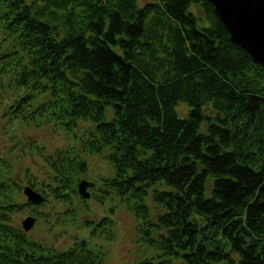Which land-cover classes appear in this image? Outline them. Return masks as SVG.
<instances>
[{
	"label": "trees",
	"instance_id": "trees-1",
	"mask_svg": "<svg viewBox=\"0 0 264 264\" xmlns=\"http://www.w3.org/2000/svg\"><path fill=\"white\" fill-rule=\"evenodd\" d=\"M0 110L22 152L0 153V264H106L96 227L60 248L15 224L22 168L39 204L68 205L64 223L78 219L75 198L89 205L85 178L105 210L93 213L100 236L126 207L158 251L124 264H264V66L209 0H0ZM33 123L62 144H25ZM88 154L109 170L88 177ZM35 155L40 181L23 167Z\"/></svg>",
	"mask_w": 264,
	"mask_h": 264
},
{
	"label": "rangeland",
	"instance_id": "rangeland-1",
	"mask_svg": "<svg viewBox=\"0 0 264 264\" xmlns=\"http://www.w3.org/2000/svg\"><path fill=\"white\" fill-rule=\"evenodd\" d=\"M187 107L188 106L185 103L180 102L176 106L179 115H184ZM0 112L2 111L0 110ZM3 125V118L1 117L0 113V153H4L6 157L13 156L14 154L17 156L18 154L21 155L22 152L19 150L20 145L18 144L16 146L15 144L14 146V142H11L10 138H8L10 135L7 134V132L5 133ZM10 128L11 126L8 127V129ZM22 135L23 142L25 144H28L31 139H34L40 143H48L50 145L49 149H53V147L62 144L61 139L63 140V135H55V132L51 127H37L34 123L33 127L30 126L29 129L23 132ZM26 154L28 158L29 153ZM35 158L37 161H35L36 159L33 158L25 159V165L23 167L25 168L27 165H30L28 170L33 173L32 179L40 181L41 177L43 176L42 173L45 172L46 166L42 160H38L39 156L35 155ZM86 158L89 160L88 171L90 170V172L88 177L90 176V178H98L99 174L109 170V164L102 154H88ZM18 173V170L14 169L12 176L17 179V176L19 177ZM35 174L37 176H34ZM20 175L23 178L21 182L25 185L31 186L27 184L25 180L26 174L23 171V168ZM90 188V186H87V190H90ZM21 198L25 202L27 201V207L23 210V212L13 214V218L15 224L20 226L23 230V219L26 216L31 215V210H33L35 207L45 212H49L52 217L54 215L59 217L58 222L54 219H51V217V222L50 219L48 222L42 220L43 218L36 219V222L30 227L29 230H24L31 238L41 241H48L49 243H56L58 244V247L61 248L71 245L72 242H74L75 236L85 237L87 239L91 238L90 231L96 227L97 232H99V237H94L91 239V241L96 238L95 241L100 242L103 246L102 249L105 253L106 264H124L129 261L135 262L145 257H150L151 255L156 254L158 251L155 247L138 241L135 217L123 205H119L113 211L112 217L113 220H115L113 224L115 232L114 235L109 236L112 238H109L105 233L100 236L101 232L104 231L103 225L98 222V218L93 213H97L96 215L100 217L99 214L105 213V210H103L102 203L95 198H87L89 202L87 209H84L85 206L83 205L82 200H77L75 198V205H79L78 219L72 220L70 217H68V221L66 223H64L62 220L63 218H67V216L60 212L59 208L65 210L68 205H60L59 202H55L52 199H48L42 204L32 202L30 203L24 193H22ZM111 203L115 204L116 199ZM150 208L152 215H156V212L153 210L156 209L154 208L153 202ZM87 218L93 219H91L90 223H84ZM175 262L176 264H182L178 260Z\"/></svg>",
	"mask_w": 264,
	"mask_h": 264
},
{
	"label": "water",
	"instance_id": "water-1",
	"mask_svg": "<svg viewBox=\"0 0 264 264\" xmlns=\"http://www.w3.org/2000/svg\"><path fill=\"white\" fill-rule=\"evenodd\" d=\"M216 14L227 28L233 42L242 46L252 58L264 66V0H209ZM93 185L88 179L78 182V192L88 198L87 186ZM28 201L39 203L43 194L32 186L24 187ZM36 217L28 215L23 219L27 231L35 223Z\"/></svg>",
	"mask_w": 264,
	"mask_h": 264
}]
</instances>
